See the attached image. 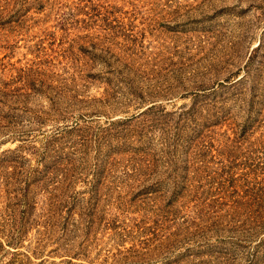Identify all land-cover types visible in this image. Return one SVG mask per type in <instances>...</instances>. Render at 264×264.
I'll return each mask as SVG.
<instances>
[{"label":"rangeland","instance_id":"374dc122","mask_svg":"<svg viewBox=\"0 0 264 264\" xmlns=\"http://www.w3.org/2000/svg\"><path fill=\"white\" fill-rule=\"evenodd\" d=\"M0 264H264V0H0Z\"/></svg>","mask_w":264,"mask_h":264}]
</instances>
